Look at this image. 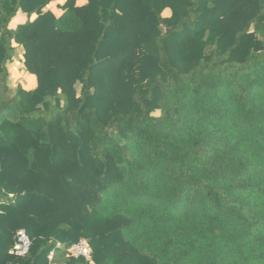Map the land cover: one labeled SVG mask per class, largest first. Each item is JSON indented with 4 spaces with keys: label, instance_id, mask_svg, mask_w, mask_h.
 I'll list each match as a JSON object with an SVG mask.
<instances>
[{
    "label": "trees",
    "instance_id": "16d2710c",
    "mask_svg": "<svg viewBox=\"0 0 264 264\" xmlns=\"http://www.w3.org/2000/svg\"><path fill=\"white\" fill-rule=\"evenodd\" d=\"M50 2L0 0V264H264V0Z\"/></svg>",
    "mask_w": 264,
    "mask_h": 264
},
{
    "label": "rangeland",
    "instance_id": "374dc122",
    "mask_svg": "<svg viewBox=\"0 0 264 264\" xmlns=\"http://www.w3.org/2000/svg\"><path fill=\"white\" fill-rule=\"evenodd\" d=\"M66 0H51L50 4L47 6V8L50 6V9L47 10L52 13L54 16L62 12V6ZM86 3V0H76L77 5H84ZM22 15H25L21 13ZM171 16V12L169 9H165L162 12L163 18H169ZM26 17V16H25ZM23 19L22 18H15L9 27L11 29H14L16 26H18L19 23H21ZM23 24V23H22ZM21 25V24H19ZM14 46V55L13 60L10 64H8V80H7V86L9 89V92L11 95H14L18 88L22 89L23 91H31L36 88L37 86V80L36 77L32 74H30L24 65V51L21 46L13 44ZM77 90H79V87L76 86Z\"/></svg>",
    "mask_w": 264,
    "mask_h": 264
},
{
    "label": "built area",
    "instance_id": "2783aa9c",
    "mask_svg": "<svg viewBox=\"0 0 264 264\" xmlns=\"http://www.w3.org/2000/svg\"><path fill=\"white\" fill-rule=\"evenodd\" d=\"M30 249V240L24 230L16 232V239L10 254L17 257H22L28 253ZM68 255L73 258H83L90 261L91 249L86 240H79L77 243L71 245L67 251ZM90 264H93L90 262Z\"/></svg>",
    "mask_w": 264,
    "mask_h": 264
},
{
    "label": "crops",
    "instance_id": "0c3cea01",
    "mask_svg": "<svg viewBox=\"0 0 264 264\" xmlns=\"http://www.w3.org/2000/svg\"><path fill=\"white\" fill-rule=\"evenodd\" d=\"M52 4H53V3H52ZM52 4H50V6H51ZM50 6L47 8L48 10L50 9ZM60 14H61V12H60L59 14H57L56 16H58V15H60ZM15 18H22V19H23V20L21 21V23H19V24L24 23L25 20H26L25 15H22V17H21V12H18V13L16 14ZM15 18H14V19H15ZM14 19H13V20H14ZM13 20H12V21H13ZM11 23H12V22H11ZM11 23H10V24H11ZM19 24H18V25H19ZM9 26H10V25H9ZM10 28H11V27H10Z\"/></svg>",
    "mask_w": 264,
    "mask_h": 264
}]
</instances>
